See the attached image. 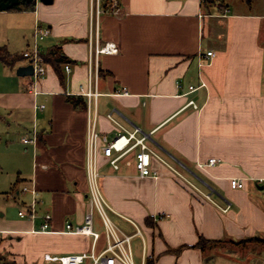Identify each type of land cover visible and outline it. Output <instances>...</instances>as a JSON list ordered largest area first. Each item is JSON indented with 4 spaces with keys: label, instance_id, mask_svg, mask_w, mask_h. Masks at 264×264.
I'll use <instances>...</instances> for the list:
<instances>
[{
    "label": "crops",
    "instance_id": "obj_1",
    "mask_svg": "<svg viewBox=\"0 0 264 264\" xmlns=\"http://www.w3.org/2000/svg\"><path fill=\"white\" fill-rule=\"evenodd\" d=\"M108 2L99 42L119 52L98 62L91 0H36L33 10L0 11L14 21L1 20L7 46L23 35L20 53L2 46L11 54L22 57L41 27L50 30L41 54L59 48L68 61L59 73L45 62L39 80L16 74L28 66L23 57L13 67L0 61V264H48L45 255L106 249L105 227L87 197L93 120L110 139L123 131L118 125L140 130L156 155L157 178L138 175L135 152L118 169L98 159L108 217L126 235L141 233L131 243L135 264H207L212 246L255 245L244 242L264 239V0H119L120 16ZM81 88L96 91L97 101ZM190 101L198 109L186 108ZM212 159L218 163L200 167ZM232 179L244 188L232 189ZM24 188L37 191L33 219L19 216L33 202ZM89 212L98 240L66 233ZM46 214L51 231L42 232ZM201 238L211 242L206 251L196 247Z\"/></svg>",
    "mask_w": 264,
    "mask_h": 264
},
{
    "label": "built area",
    "instance_id": "obj_2",
    "mask_svg": "<svg viewBox=\"0 0 264 264\" xmlns=\"http://www.w3.org/2000/svg\"><path fill=\"white\" fill-rule=\"evenodd\" d=\"M108 11L114 16L122 15V8L119 0H109ZM106 14L104 9L103 0H91L90 3V29L91 33L96 35V44L94 47V56L96 62H98L100 55H116L119 52V48L115 43H106L101 45L99 42V33L102 22V17ZM50 35V30L46 28L37 27L34 33V41L32 46L22 53V57L27 61L28 65H31L34 69V75L32 76L35 80L42 79L46 76L47 67L44 58L41 54L40 44L41 42ZM208 57L213 56L210 52L207 54ZM190 91H195L194 87H190ZM81 95L88 98V101H97L99 94L96 91H92L89 88L88 91L81 88ZM124 95H128L127 91L123 92ZM193 107L198 109V106L194 101H190L186 108ZM109 119L114 121L112 115ZM115 122V121H114ZM116 123V122H115ZM117 124V123H116ZM118 125V124H117ZM123 131L117 134L114 138H108L98 132L95 120L91 121L88 129L87 136V160H86V171L88 177V194L87 197L90 201L92 208L101 217L103 225L105 227V235L107 238V247L103 253L99 255H70L64 257H53L51 255H45L44 260L48 264H83L84 261L90 258L93 264H135L133 254L131 251V243L135 236L141 235L138 231L135 236H129L121 232L108 217V211H111L110 206L107 204L103 197L99 186L100 174L98 171V159L102 155L107 159L110 165L114 169L119 168V162L125 158L131 152L136 154V170L140 177L157 178L158 176L151 170L152 156L155 153L148 146L149 136L142 133L140 130L128 132L118 125ZM24 143L28 144L29 141L24 139ZM156 156V155H155ZM218 161L212 159L207 165H200L205 168L217 164ZM231 187L234 190H240L244 188V183L240 179H232L230 181ZM24 193H31L33 196V202L31 207L27 211H21L19 216L21 218L35 217V205L37 203V191L35 188L29 189L24 188ZM51 220L50 214H46L44 217V223L42 225V232L51 231ZM94 218L93 213L89 212L86 217L84 224L81 226L73 227L71 224L66 225V233L80 235V236H91L95 240L99 239L94 229Z\"/></svg>",
    "mask_w": 264,
    "mask_h": 264
},
{
    "label": "rangeland",
    "instance_id": "obj_3",
    "mask_svg": "<svg viewBox=\"0 0 264 264\" xmlns=\"http://www.w3.org/2000/svg\"><path fill=\"white\" fill-rule=\"evenodd\" d=\"M19 12L20 10H14ZM32 17V16H31ZM13 18L7 21V19L0 16V27L1 20L6 25H14ZM17 37L13 40L12 45L9 48L6 42V35L3 36L0 29V47L7 46L11 53H20L23 49V35L21 32L15 34ZM9 38V37H8ZM4 41V43H3ZM207 264H264V247L258 245H249L242 247L241 245H235L230 243L229 245L223 244L219 246H212L209 248L206 254Z\"/></svg>",
    "mask_w": 264,
    "mask_h": 264
},
{
    "label": "trees",
    "instance_id": "obj_4",
    "mask_svg": "<svg viewBox=\"0 0 264 264\" xmlns=\"http://www.w3.org/2000/svg\"><path fill=\"white\" fill-rule=\"evenodd\" d=\"M4 0H0V4ZM18 4L13 8V10H33L35 5H36V0H17ZM1 11V9H0ZM42 57L44 58V61L46 63L52 64L57 72L59 73V68L61 65L66 64L68 61L66 58L63 56L61 53V50L59 48H54L50 51H43L42 52ZM22 57L19 55H13L11 54L6 47H1L0 48V61H2L4 64L7 66L13 67L15 66ZM71 101L74 102V104L78 103V100L71 98ZM211 242L206 241L203 238H201L199 244L196 246L197 248L202 249L203 251H206L208 246H210ZM244 244H258L264 246V239H251L248 241H245ZM240 245V244H239Z\"/></svg>",
    "mask_w": 264,
    "mask_h": 264
},
{
    "label": "water",
    "instance_id": "obj_5",
    "mask_svg": "<svg viewBox=\"0 0 264 264\" xmlns=\"http://www.w3.org/2000/svg\"><path fill=\"white\" fill-rule=\"evenodd\" d=\"M45 5H51L53 3V0H40ZM18 1L17 0H4L0 4L1 11H7L10 9H13L15 6H17ZM16 74L19 77H32L34 75V69L31 65L28 66H21L16 70Z\"/></svg>",
    "mask_w": 264,
    "mask_h": 264
}]
</instances>
